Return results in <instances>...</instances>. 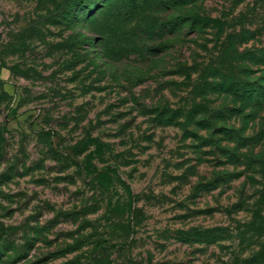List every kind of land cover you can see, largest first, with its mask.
I'll return each instance as SVG.
<instances>
[{"label":"rangeland","instance_id":"374dc122","mask_svg":"<svg viewBox=\"0 0 264 264\" xmlns=\"http://www.w3.org/2000/svg\"><path fill=\"white\" fill-rule=\"evenodd\" d=\"M233 68L264 85V0H0V264H264L259 168L149 112L264 157V101L198 86Z\"/></svg>","mask_w":264,"mask_h":264},{"label":"trees","instance_id":"16d2710c","mask_svg":"<svg viewBox=\"0 0 264 264\" xmlns=\"http://www.w3.org/2000/svg\"><path fill=\"white\" fill-rule=\"evenodd\" d=\"M170 26H173L172 23ZM214 69H210L209 72H213ZM215 71V70H214ZM215 72H218L220 75V79H215L214 82L208 80V76H204V72L202 73L204 76V80L201 77V81L198 86H207L210 88L219 89L225 91L233 96H235V100H239L242 105L245 104H254L260 105L264 101V85H261L257 82H250L244 80L245 78L238 76L237 70L235 68L232 69H218ZM237 97V98H236ZM149 112H156L158 118L163 120L170 125L174 124H181L184 129H186L189 125H193L195 128L205 129V134H200L198 139L203 140L205 145H212L213 148L217 151L218 154H223L224 157L227 158L229 162L233 164L242 163L244 162L247 165V168H259L260 173L264 176V157L262 153H253L249 155L248 150L243 151L241 148L246 146L250 139L259 140L260 136L258 133L252 135H245L244 128H234V127H220L217 125L215 119L212 118V115H206L204 109L199 106H195L194 108L190 109L189 111H182L184 113L178 114H169L168 111H157V109H149ZM203 113V114H202ZM184 115V121L176 120L180 115ZM177 116V117H175ZM224 132V133H222ZM219 134L225 135L229 140L226 143H223V138L218 137ZM193 136H197V133L192 131ZM4 139L0 135V153L3 152V143ZM230 143L235 145L230 146ZM237 166V165H236ZM238 167V166H237ZM220 180L224 182H229L232 178H237L241 175V172L238 174L229 173L228 171H224L222 173ZM254 177L256 174H253ZM253 178L252 176H249ZM233 178V179H234ZM219 181H217L218 183ZM257 203V204H256ZM256 207L261 206L264 203V195L259 197L256 200ZM261 208L257 209L255 213L252 214L250 221L251 223L250 229H253L254 232L257 233H264V221L258 222V217H263L260 214ZM201 234H207V232H202ZM214 239H217L214 235H212ZM211 238V237H210ZM100 244V243H99ZM98 244V246H100ZM2 252H0L1 254Z\"/></svg>","mask_w":264,"mask_h":264}]
</instances>
